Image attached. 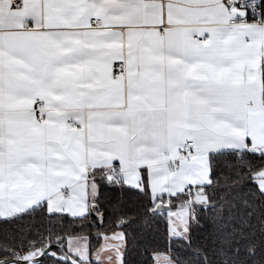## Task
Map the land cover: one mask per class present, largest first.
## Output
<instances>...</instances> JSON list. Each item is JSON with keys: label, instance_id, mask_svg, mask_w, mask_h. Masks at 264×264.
I'll use <instances>...</instances> for the list:
<instances>
[{"label": "snow or ice", "instance_id": "6c2138e0", "mask_svg": "<svg viewBox=\"0 0 264 264\" xmlns=\"http://www.w3.org/2000/svg\"><path fill=\"white\" fill-rule=\"evenodd\" d=\"M109 218L108 264H264V0H0V264Z\"/></svg>", "mask_w": 264, "mask_h": 264}, {"label": "trees", "instance_id": "16d2710c", "mask_svg": "<svg viewBox=\"0 0 264 264\" xmlns=\"http://www.w3.org/2000/svg\"><path fill=\"white\" fill-rule=\"evenodd\" d=\"M118 228L113 227L112 225V219L109 218L106 222L104 227H95L92 228L90 231L92 233V239H91V247L97 246V244L100 241V236L102 234L109 233L111 231H114ZM80 234H85V233H80ZM156 246H158L161 250L164 249L165 246V241H164V232H163V227L161 228L160 234L157 236L156 239ZM140 259H146V257H140ZM45 264H47V261H45Z\"/></svg>", "mask_w": 264, "mask_h": 264}, {"label": "rangeland", "instance_id": "374dc122", "mask_svg": "<svg viewBox=\"0 0 264 264\" xmlns=\"http://www.w3.org/2000/svg\"><path fill=\"white\" fill-rule=\"evenodd\" d=\"M119 229H116L114 231H111L109 233H106L105 235L107 236H112V234L118 232ZM110 241L106 239H100L99 243L95 247H91V254H92V259L95 261L96 259H99L101 264H108L106 256L109 255L108 253V245ZM99 252V256H97V253ZM112 264H115V258L113 259Z\"/></svg>", "mask_w": 264, "mask_h": 264}]
</instances>
